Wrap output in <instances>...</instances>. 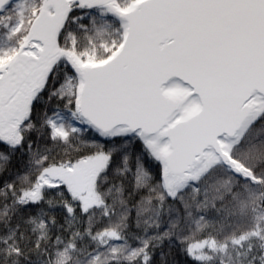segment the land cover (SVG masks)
Instances as JSON below:
<instances>
[{
	"label": "snow or ice",
	"instance_id": "6c2138e0",
	"mask_svg": "<svg viewBox=\"0 0 264 264\" xmlns=\"http://www.w3.org/2000/svg\"><path fill=\"white\" fill-rule=\"evenodd\" d=\"M0 264H264V0H0Z\"/></svg>",
	"mask_w": 264,
	"mask_h": 264
}]
</instances>
